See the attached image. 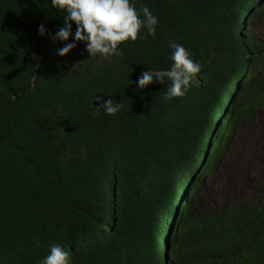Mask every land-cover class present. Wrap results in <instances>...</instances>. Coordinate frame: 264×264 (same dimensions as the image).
I'll use <instances>...</instances> for the list:
<instances>
[{
  "label": "trees",
  "instance_id": "obj_1",
  "mask_svg": "<svg viewBox=\"0 0 264 264\" xmlns=\"http://www.w3.org/2000/svg\"><path fill=\"white\" fill-rule=\"evenodd\" d=\"M131 2L155 37L105 60L57 54L51 0H0V264H42L55 244L71 264H264V155L261 177L194 198L235 129L264 121V0ZM169 41L201 70L166 101V77L138 80L170 70ZM95 96L123 107L94 116Z\"/></svg>",
  "mask_w": 264,
  "mask_h": 264
},
{
  "label": "clouds",
  "instance_id": "obj_2",
  "mask_svg": "<svg viewBox=\"0 0 264 264\" xmlns=\"http://www.w3.org/2000/svg\"><path fill=\"white\" fill-rule=\"evenodd\" d=\"M51 6L63 13L64 27L52 37L54 42H64L57 52L60 57L67 56L78 43H84L90 58L99 56L107 60L123 55L120 50L122 44L146 38L140 36L142 29H146L147 35L155 37L157 18L148 7L138 11L131 0H51ZM73 24L76 25L75 42L68 43ZM39 33L45 36L43 25L39 27ZM169 47L173 50L170 70L155 73L147 70L138 80V89L144 90L154 82L163 85L166 77L170 82L164 95L166 101L184 96L201 70L183 45L169 41ZM93 101L100 103V107L94 108V116L100 115L101 111L114 116L123 107L122 103L111 98L102 102L99 96H95ZM49 251L42 264H71V253L59 244L50 246Z\"/></svg>",
  "mask_w": 264,
  "mask_h": 264
},
{
  "label": "rangeland",
  "instance_id": "obj_3",
  "mask_svg": "<svg viewBox=\"0 0 264 264\" xmlns=\"http://www.w3.org/2000/svg\"><path fill=\"white\" fill-rule=\"evenodd\" d=\"M253 18L254 16L251 20ZM193 82L197 83V80L194 79ZM245 84L246 80H243L242 86ZM256 155H264V121L247 123L235 129L224 154L214 168L203 175V186L194 198L211 197V194L214 195L211 198L218 197L227 189L229 181L235 179L237 172L247 171L255 178L261 177L257 173L260 167V164L257 167V163L260 161Z\"/></svg>",
  "mask_w": 264,
  "mask_h": 264
}]
</instances>
